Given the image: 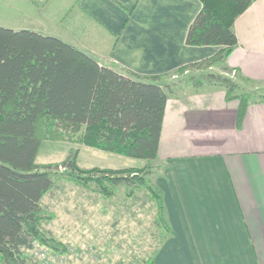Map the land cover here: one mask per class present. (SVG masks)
<instances>
[{"label":"crops","instance_id":"crops-1","mask_svg":"<svg viewBox=\"0 0 264 264\" xmlns=\"http://www.w3.org/2000/svg\"><path fill=\"white\" fill-rule=\"evenodd\" d=\"M201 8L199 0H0V27L53 36L55 23L61 40L100 65L166 85L220 51L186 45ZM234 29L238 45L212 70L264 84V0ZM240 106L220 87L169 94L155 184L172 235L156 264H264V101L241 118Z\"/></svg>","mask_w":264,"mask_h":264},{"label":"trees","instance_id":"trees-1","mask_svg":"<svg viewBox=\"0 0 264 264\" xmlns=\"http://www.w3.org/2000/svg\"><path fill=\"white\" fill-rule=\"evenodd\" d=\"M199 1L202 8L189 27L186 45L220 51L182 67L176 76L194 68L202 72L197 78L187 77V83L197 90L225 89L228 100L239 99L241 118L252 102L264 97L236 95L239 84L230 74L246 78L226 67L222 73L211 70L238 45L236 20L254 0ZM160 80L116 72L53 36L0 27V264H28L25 252L41 240L42 200L54 187L50 172L60 167L85 179L100 175L97 181L110 196L107 183L131 193L145 188L159 206L165 231L172 235L162 193L147 179L158 158L169 94L178 88ZM44 140H66L147 165L85 171L78 168V152L71 151L61 165L40 166L36 159ZM147 264L155 263L150 259Z\"/></svg>","mask_w":264,"mask_h":264},{"label":"rangeland","instance_id":"rangeland-1","mask_svg":"<svg viewBox=\"0 0 264 264\" xmlns=\"http://www.w3.org/2000/svg\"><path fill=\"white\" fill-rule=\"evenodd\" d=\"M50 26L56 30L53 37L61 40V27L55 23ZM70 40L64 42L75 45ZM220 70L211 71L222 73ZM201 73L195 68L191 69L184 75L179 74L176 79L174 76L173 79H167L166 85L184 90V87L193 86L187 83V77L197 78ZM230 77L239 84L236 95L247 93L255 99L264 97V84L242 80L235 73L230 74ZM215 88L207 86L198 90ZM71 151L78 152V168L85 171L94 168L140 169L147 165L141 160L66 140H44L36 164L61 165ZM152 166L147 179L156 187V178L162 170L155 162ZM50 174L54 187L42 200L45 218L40 226L41 240L33 250L25 252L28 264H147L150 259L155 263L163 242L171 235L164 229L156 200L145 188H136L131 193L124 186L113 189L107 183L105 186L113 191L110 196L100 186L101 182L97 181L100 175H88V178L93 179H85L62 167L52 170Z\"/></svg>","mask_w":264,"mask_h":264}]
</instances>
